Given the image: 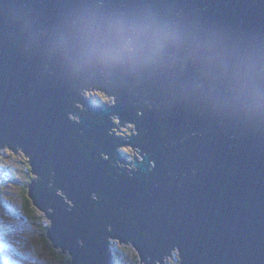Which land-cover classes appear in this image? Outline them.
I'll list each match as a JSON object with an SVG mask.
<instances>
[{
	"label": "water",
	"instance_id": "95a60500",
	"mask_svg": "<svg viewBox=\"0 0 264 264\" xmlns=\"http://www.w3.org/2000/svg\"><path fill=\"white\" fill-rule=\"evenodd\" d=\"M86 3L151 6L264 48V0H0V154L28 156L53 247L72 264H116L111 239L132 243L141 264L175 247L181 264H264V121L214 112L181 87L192 68L73 74L29 43ZM96 89L114 102L81 97ZM128 123L135 139L109 133ZM118 146L140 149L133 170L114 166Z\"/></svg>",
	"mask_w": 264,
	"mask_h": 264
},
{
	"label": "clouds",
	"instance_id": "9594fccd",
	"mask_svg": "<svg viewBox=\"0 0 264 264\" xmlns=\"http://www.w3.org/2000/svg\"><path fill=\"white\" fill-rule=\"evenodd\" d=\"M29 43L69 73L97 70L135 78L192 68L181 85L214 112L264 121V48L151 6L109 10L86 3Z\"/></svg>",
	"mask_w": 264,
	"mask_h": 264
},
{
	"label": "rangeland",
	"instance_id": "374dc122",
	"mask_svg": "<svg viewBox=\"0 0 264 264\" xmlns=\"http://www.w3.org/2000/svg\"><path fill=\"white\" fill-rule=\"evenodd\" d=\"M80 94L82 98L92 99L94 102L100 104L103 103L110 104L114 102V97L113 98L105 97L104 92L99 89L81 91ZM76 107L81 109L84 108V105L83 103H76ZM70 118L76 121L74 114L70 115ZM110 131H111V135L118 137L120 139L121 137H126V135H132V139H134V136H136V134H134L135 131L132 126V123H128L125 126L117 125ZM118 149H122L121 150L122 154L123 152H125L123 156L128 158L129 161L135 162V160H137L138 153L136 151V148H130V147L122 148L121 146H118ZM10 153L12 152L5 151L1 153L0 160H2L1 157L2 155H7V154L11 155ZM12 155L15 157L20 156V154L15 155L13 153ZM23 158L27 161V164L29 166L28 156L26 157L23 155ZM17 160H19V157L17 158ZM119 163L121 164V162H118V164ZM113 164L116 168H119L117 166V161L113 162ZM16 170H20V169H16ZM25 172L28 173L26 171V168L25 170H20L21 181L20 179L19 181L18 180L16 181L18 184H20V189L22 188V190L25 187L23 185L26 184V181L28 179V176L27 174H25ZM5 178L6 177H4V179ZM1 181H3L2 174L0 177V182ZM5 192L6 195L3 197V199L1 198L2 201L0 200V226H2V234H0V256L5 257L9 262L18 260L19 264H33L31 258L21 259L20 256L17 255V252H19L29 257H34L35 260L39 262V264H64L63 261H61V257L65 254H63L62 251L60 252V249L57 248L56 250L53 249L46 250L45 242H42L43 240L41 239L39 240V238L37 237V233H38L37 228L41 227L40 224L37 223V219L35 218L29 219L25 217L24 210L22 208L21 198H20V190L15 188V186H12L11 188L5 190ZM59 193L61 192L59 191ZM36 211H37L36 212L37 217L41 218L44 225L48 224L49 220L47 219L45 213L41 210L39 211L36 210ZM111 240L113 242L112 248L115 252L116 246L118 245V241L115 239H111ZM129 246H124L125 247L124 250L125 251L131 250L130 249L131 247L129 248ZM68 255L70 254L68 253ZM168 258L169 257H165V262H167L166 260H168ZM114 259L117 263L119 262L116 256Z\"/></svg>",
	"mask_w": 264,
	"mask_h": 264
},
{
	"label": "trees",
	"instance_id": "16d2710c",
	"mask_svg": "<svg viewBox=\"0 0 264 264\" xmlns=\"http://www.w3.org/2000/svg\"><path fill=\"white\" fill-rule=\"evenodd\" d=\"M86 99V98H84ZM86 100H91V99H86ZM83 109V108H81ZM12 155V153H10ZM9 154L7 155H2V160H0V170L2 172V176H3V181L0 182V200L1 198L3 199V197L6 195V192L5 190H7L8 188H11L12 186H15V188L19 189L20 190V198H21V203H22V208L24 210V214H25V217L26 218H29V219H32V218H35L37 219V223L40 224V228H37V237L39 238V240H43L42 242H45V248L46 250H49V249H53V250H56V248L53 247L52 243L50 242V240H48V237H47V229L50 225V220H49V223L48 224H45L42 222L41 218L37 217V214H36V210H38L36 207L33 206V202L31 200V198L29 197V186L31 184V182L33 181V179H35V176L32 174L31 170H30V167L28 166L27 164V161L22 157V156H11ZM19 157V160H17V158ZM17 160V161H16ZM115 162V161H114ZM128 162H132V161H128ZM126 164V163H119L117 162V166L119 167V169H122L123 165ZM25 165V166H24ZM127 165H131V164H127ZM26 168V171L28 173L25 172V174H27L28 176V179L26 181V184L23 185L25 186L22 190V188L20 189V184H18L16 181L20 179L21 181V173H20V170H25ZM16 169H20V170H16ZM32 175V177H31ZM4 177H6L4 179ZM16 179H15V178ZM18 177V178H17ZM31 177V178H29ZM11 181V182H9ZM10 186V187H9ZM2 201V200H1ZM36 209V210H35ZM39 211V210H38ZM47 217V216H46ZM118 241V240H117ZM131 246H129L130 248ZM118 249L121 251H125L124 250V247L121 246V244L119 243L118 241ZM61 252V250H60ZM127 254H128V257H129V260L127 261L128 264H141V261H140V255L137 251H126ZM130 254H132L133 256H131ZM113 255L114 257L117 255L114 254L113 252ZM63 255L61 257V261H63V263L65 264H72L71 263V256L68 255L67 257ZM116 264H119L115 261Z\"/></svg>",
	"mask_w": 264,
	"mask_h": 264
},
{
	"label": "flooded vegetation",
	"instance_id": "af4514ba",
	"mask_svg": "<svg viewBox=\"0 0 264 264\" xmlns=\"http://www.w3.org/2000/svg\"><path fill=\"white\" fill-rule=\"evenodd\" d=\"M90 101H93L92 99L90 100ZM96 103V102H95ZM96 104H98V105H101V104H99V103H96ZM134 134H136V133H134ZM122 148H124V147H122ZM122 149H120V151H121ZM5 151H7V150H4L3 152H5ZM2 152V153H3ZM125 152H123V154H124ZM20 156H22L23 157V155L22 154H20ZM123 158H126V157H123ZM128 159V158H127ZM212 202H211V205H215L214 204V202H213V200H211ZM121 246H123V245H121ZM124 247V246H123ZM125 248V247H124ZM131 251H137L136 250V248L134 247V246H131ZM174 250V251H173ZM172 250V253H171V255H170V257L168 258V260H166L167 262H165L164 264H180L181 263V261L183 260V256H182V252H181V250H180V248L179 247H175L174 249ZM177 251V252H176ZM113 252H114V250H113ZM114 254H116L117 255V259H118V263L119 264H128V260H129V257H128V254H127V252L126 251H120L119 249H118V245L116 246V249H115V252H114ZM131 256H133L132 254H130ZM65 256H68V254H65ZM115 258V257H114Z\"/></svg>",
	"mask_w": 264,
	"mask_h": 264
},
{
	"label": "bare ground",
	"instance_id": "6f19581e",
	"mask_svg": "<svg viewBox=\"0 0 264 264\" xmlns=\"http://www.w3.org/2000/svg\"><path fill=\"white\" fill-rule=\"evenodd\" d=\"M80 95V94H79ZM115 126H117V125H114V126H112L111 127V129H113ZM110 129V130H111ZM109 130V133L111 134V131ZM135 137L136 136H134V139H135ZM121 139H124V140H126V139H132V135H126V137H121ZM136 151H137V153H138V155H137V160L138 161H140V157H139V151H140V149L139 148H136ZM105 157V156H104ZM106 160V159H105ZM129 160L127 159V158H123L122 157V162L123 163H126V164H124L123 165V167H122V169H129V171L130 170H133V167H134V164H135V162H128ZM127 164H131V165H127ZM48 216V215H47ZM49 240V239H48ZM129 245H131V246H133V244L132 243H127V244H124L123 243V246H129ZM64 254V253H63Z\"/></svg>",
	"mask_w": 264,
	"mask_h": 264
},
{
	"label": "snow or ice",
	"instance_id": "6c2138e0",
	"mask_svg": "<svg viewBox=\"0 0 264 264\" xmlns=\"http://www.w3.org/2000/svg\"><path fill=\"white\" fill-rule=\"evenodd\" d=\"M0 234H2V226H0ZM17 255L20 256L21 259L31 258L33 264H39V262H37L34 257H29V256L22 254V253H19V252H17ZM0 264H19V261L17 260V261L9 262L5 257L0 256Z\"/></svg>",
	"mask_w": 264,
	"mask_h": 264
}]
</instances>
